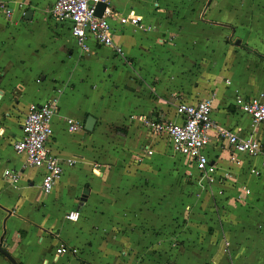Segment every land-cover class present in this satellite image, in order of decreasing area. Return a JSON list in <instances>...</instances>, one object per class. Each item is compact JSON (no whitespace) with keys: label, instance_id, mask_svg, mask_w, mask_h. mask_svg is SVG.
I'll use <instances>...</instances> for the list:
<instances>
[{"label":"crops","instance_id":"obj_1","mask_svg":"<svg viewBox=\"0 0 264 264\" xmlns=\"http://www.w3.org/2000/svg\"><path fill=\"white\" fill-rule=\"evenodd\" d=\"M55 1L0 0V247L19 264H171V252L176 264H193L186 243L176 241L173 250L171 244V234L183 232L180 226L173 231L170 226L189 221L195 226L183 229L193 236L204 230L202 223L211 224L208 234L217 238L208 248H217L223 259L221 247L226 249L227 264L248 261L238 252L247 248L255 230L264 228V124L254 126L235 100L236 93L248 98L264 92V80L258 85L252 75L240 76L226 84L219 82L218 72L205 82L187 76L177 66L181 58L176 55L184 53L178 47L185 41L175 47L158 29L145 33L116 20L114 40L123 54L94 41L84 50L71 24L51 16ZM257 3L264 60V0ZM111 5L121 15L150 12L144 23L166 27L158 0H111ZM53 97L58 99V113L49 146L63 161L74 162L46 193L42 169L29 165L14 143L22 136L30 105ZM204 97L213 98L217 123L263 139L262 153L251 156L233 152L211 131L208 148L217 174L221 171L233 180L232 186L227 181L222 185L220 198H227L223 202L230 206L238 200L249 204L258 215H233L230 208L229 215H155L157 192H166L186 170L175 167L180 155L173 153L166 138L144 126V120L178 121L180 102ZM89 116L95 118L92 130H86ZM69 118L82 125L80 130H68ZM8 169L19 174L17 183L5 175ZM187 186L182 181L180 187ZM73 210L80 212L78 221L66 218ZM165 221L167 228H156ZM63 243L76 251L58 254ZM0 264H13L1 250Z\"/></svg>","mask_w":264,"mask_h":264},{"label":"rangeland","instance_id":"obj_2","mask_svg":"<svg viewBox=\"0 0 264 264\" xmlns=\"http://www.w3.org/2000/svg\"><path fill=\"white\" fill-rule=\"evenodd\" d=\"M158 1L160 7L163 8L161 15L167 23L166 27L150 24L151 27L144 32L148 33L158 29L167 38V42L172 43L171 45L175 47L177 41L179 43L185 41L178 47V51L184 53L176 55L181 58L180 62H177V66L183 69L187 76L196 75L202 77L205 82L210 79L212 73L218 72L219 82L227 84L230 79L233 84L240 76L250 77L252 75V81L258 80L257 84H261L264 80V60L260 55L261 50L258 43L259 3L257 0ZM149 13L144 12L141 17L147 21ZM237 38L242 39V44H235ZM243 44L250 46V49L244 50ZM227 71L233 72L230 74ZM260 88L261 86H258V89ZM174 165L183 167L186 172L178 176V179L172 182L173 184L166 192L161 190L157 192L155 215H229L228 208L232 210L233 215L248 213L258 215L250 209L249 204H243L236 198L239 202L234 199L236 203H231V206L229 203L228 206L226 202H223L228 200L227 198H220V194L224 193L222 185L226 184L225 181L229 185H233L231 176L220 171V176L217 174L218 179L215 180L212 187L201 188L196 182L197 172L190 166L187 158L176 156ZM182 181H185L189 186L187 188L180 187ZM36 190L39 192V189ZM179 195H182V198L178 197ZM202 196L203 198H201ZM194 221L192 220L191 223ZM165 223L164 226H158L161 225V222H158L155 226L161 230L163 227L167 228V222L165 221ZM173 224L170 226L171 231L180 226L184 235L177 232L171 234V244H174L172 250L177 249L176 241L182 240L187 245V257L191 258L193 264H227L226 259H229V254L226 249L221 247V252L223 251L222 253L225 255L223 259L219 257L220 251L217 248L214 252L208 248L210 244L214 246L217 238L215 235L208 234L207 227L211 224L202 223L204 230H200L195 236L188 234L183 229L185 225L190 224L189 221H185L184 225H181L182 222L178 226ZM189 226L195 225L190 224ZM263 229L262 226L261 230H255L257 234L250 235L247 248L238 252L239 257H248V261L243 264H261V260H264ZM174 256L175 254L171 252V264H176ZM216 261L217 263H215Z\"/></svg>","mask_w":264,"mask_h":264},{"label":"built area","instance_id":"obj_3","mask_svg":"<svg viewBox=\"0 0 264 264\" xmlns=\"http://www.w3.org/2000/svg\"><path fill=\"white\" fill-rule=\"evenodd\" d=\"M106 3L102 16L96 14L99 3ZM51 16L60 22L71 24V32L80 48L90 50L89 41L97 45L110 47L123 54L121 45L114 40L115 28L113 20L121 24H132L143 30L151 25L144 23L143 18L134 11L127 15H121L111 5V0H56L50 10ZM230 84V81H227ZM236 107L249 115L254 126L264 124V92L251 97L236 95ZM213 98L204 97L196 102H180L176 113L178 121L170 119H146V126L153 134L167 139L173 153L189 160L195 171L196 182L201 188H210L218 179V165L209 154V146L212 140L211 131L216 132L218 141H226L233 152L258 156L262 153V138L254 133L243 134L233 131L231 128L220 125L212 116ZM58 113V99L53 97L43 103H33L22 125V136L14 143V149L18 154L26 155L29 165L42 169V187L49 193L57 181L62 177L65 166L72 165L73 160L63 161L54 154L50 148V142L54 136V117ZM68 130L76 132L82 125L72 119H67ZM153 151L148 150V154ZM259 174L257 169L251 170ZM5 175L13 183L19 180V174L6 170ZM246 193L251 191L246 189ZM66 218L78 221L80 212L77 210L67 213ZM227 245L229 243L227 242ZM75 252L76 249L64 243L57 249L58 254Z\"/></svg>","mask_w":264,"mask_h":264},{"label":"water","instance_id":"obj_4","mask_svg":"<svg viewBox=\"0 0 264 264\" xmlns=\"http://www.w3.org/2000/svg\"><path fill=\"white\" fill-rule=\"evenodd\" d=\"M105 7H106V3H99L98 5H97V7H96V14L98 15V16H102V14H103V11H104V9H105ZM235 43L237 44V45H239L240 43H241V40L238 38L236 41H235ZM94 124H95V118L94 117H92V116H89L88 117V119H87V121H86V130H92L93 129V127H94ZM0 250H1V252L5 255V256H7L9 259H10V261L13 263V264H19L17 261H16V259L6 250V249H4L3 247H0Z\"/></svg>","mask_w":264,"mask_h":264}]
</instances>
